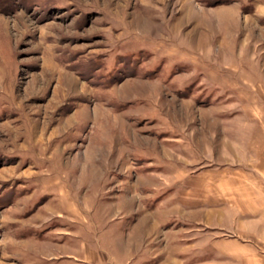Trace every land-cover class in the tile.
I'll return each instance as SVG.
<instances>
[{"label":"rangeland","instance_id":"rangeland-1","mask_svg":"<svg viewBox=\"0 0 264 264\" xmlns=\"http://www.w3.org/2000/svg\"><path fill=\"white\" fill-rule=\"evenodd\" d=\"M0 264H264V0H0Z\"/></svg>","mask_w":264,"mask_h":264}]
</instances>
